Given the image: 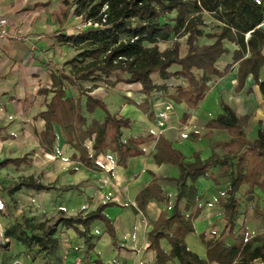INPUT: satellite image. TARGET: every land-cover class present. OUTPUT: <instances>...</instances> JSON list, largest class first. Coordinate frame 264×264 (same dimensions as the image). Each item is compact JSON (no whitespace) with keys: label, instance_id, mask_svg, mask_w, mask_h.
<instances>
[{"label":"crops","instance_id":"1","mask_svg":"<svg viewBox=\"0 0 264 264\" xmlns=\"http://www.w3.org/2000/svg\"><path fill=\"white\" fill-rule=\"evenodd\" d=\"M257 1L264 6V0ZM59 7L60 0H0V19H6L11 33L21 38L19 41L7 39L0 42V196L6 206V217H0V220L2 233L5 232L3 238L7 240L6 246H0V264H70L79 256L84 264H155L148 234L161 218H169L172 214L178 193L175 180L179 176L177 166L155 162L156 140L163 137L186 163H193L196 158L204 161L211 156L219 159L229 157L233 148L223 146L230 140L228 132L212 130L206 137L209 132L207 123L222 113V104L226 105L238 118L250 116L245 134L247 140H256L259 132L264 133V97L251 75L237 90L239 64H233L232 60L237 47L224 42L228 53L220 57L215 68L219 72H223L226 66L231 68L222 77L204 76L207 91L195 108L184 102L176 104L170 99L176 95V88H186L187 83L183 80L162 81L157 75H152L153 84L164 86V89L148 96L141 91L139 84L119 82L110 87L102 82L90 86L85 82L79 83L84 88L95 85L93 92L105 102L109 113L132 122L130 129L121 131L123 143L129 138H146L149 135L156 138L142 144L143 155L127 159L125 166L117 164V154L110 146L93 158L94 135L80 143L81 134L91 121L102 122L105 117L100 109L92 114L86 111L85 96L80 98V114L86 124L79 131L65 132L62 126L52 123L55 140L51 147H47L40 140V134L45 131V121L39 114L46 110L53 96V76L70 75L63 63L66 52L72 49L58 43L54 33L63 29L67 34L75 32H69L70 24L75 22H71L72 18L60 23L53 16ZM212 42L206 38L199 39L200 45ZM261 53L264 56V46ZM179 70V67L172 66L169 72ZM196 74L201 75V72ZM119 75L117 78L123 80L129 78L127 74ZM115 79L109 78L110 81ZM259 80H264V65L259 71ZM63 84L65 98L78 97L73 87L66 81ZM39 90H47L48 93L41 94ZM184 115L188 116L185 123ZM195 134L199 136L197 139L193 138ZM68 137L73 139V144L78 143L84 148L93 168H87L79 161V152L67 143ZM23 157H26V162L18 167L1 165L6 160ZM237 161L234 159L231 163L236 164ZM232 171V167L215 164L205 177H198L194 182L187 179L186 186L196 189L199 200L193 199L188 204L183 198L177 204L178 211L184 216H192L193 232L185 236V243L203 260H207L206 247L200 237L204 238L214 228L224 229V209L219 201L226 198ZM27 177L54 189L33 191L22 188L9 194L8 189L14 183ZM67 187L73 189L64 190ZM7 203L14 208L9 210ZM106 203L112 205L102 214L112 224L116 246L100 221L91 223L86 240L74 228L57 223L56 226L68 229V235L64 240L56 238L54 251L47 249L53 254L50 258H46L36 244L27 247L6 236L7 230L23 219L18 215L27 205L36 206L48 217L58 213L60 218L68 219L84 216ZM197 208L199 213L195 217ZM44 221L41 219L35 223ZM56 226L53 227L55 231ZM75 228L82 231L79 225ZM159 246L170 257L171 246L165 238L159 240ZM165 264L179 262L170 258Z\"/></svg>","mask_w":264,"mask_h":264},{"label":"trees","instance_id":"2","mask_svg":"<svg viewBox=\"0 0 264 264\" xmlns=\"http://www.w3.org/2000/svg\"><path fill=\"white\" fill-rule=\"evenodd\" d=\"M170 15L173 17L166 19ZM205 15L211 16L217 23L215 31L204 32L203 28L207 26ZM53 16L60 23L75 18V32L67 34L63 29L55 32L54 36L58 43L68 45L77 54L70 75L62 73L53 76V96L47 103L46 110L39 114L45 121V131L40 134V140L47 147H51L55 140L52 123L62 126L65 132L79 131L86 124L85 118L80 114V98L85 96L86 111L92 114L100 109L105 117L102 122L91 121L82 132L80 143L94 135L93 158L110 146L117 154V164L125 166L127 159L143 155L140 148L142 144L156 138L152 135L146 138H129L123 143L121 131L130 129L132 122L111 115L105 102L93 92L95 85L84 88L79 83L102 82L110 87L119 82L139 84L141 91L148 96L158 89H164V86L153 84L152 75H157L162 81L183 80L187 83L186 88H176V95L170 99L176 104L184 102L195 108L207 91L204 76L222 77L231 68L226 66L223 72L215 68L220 57L228 53L224 42L237 47L232 55L233 64H239L237 90L243 87L246 77L251 75L264 97V80H259V71L264 65L261 53L264 29L259 27L264 20V6L257 0H60L59 11ZM80 25L83 26L82 29L76 28ZM201 38L213 42L200 45ZM182 39H185L184 54H181ZM168 42L171 45L160 50L159 44ZM246 54L248 57H245ZM172 66H177L180 70L169 72ZM196 72H201V75ZM112 74H127L129 78L110 81ZM64 81L77 91V98H65ZM38 93L47 94L48 91L39 90ZM221 110V114L207 123L209 132L205 136L208 137L212 130H226L230 140L223 146L233 148L229 157L219 159L211 156L204 161L196 158L193 163H186L184 157L163 137L156 140L155 162L177 166L179 176L175 180L178 193L172 214L169 218H161L159 224L148 234L149 249L155 253V264H165L170 258L176 259L179 264H264V234L250 240L234 235V219L239 207L235 193L241 186H248L246 195H251L255 189L259 190L264 204V133L259 132L256 140H247L245 128L250 116L238 118L223 104ZM187 118V115L183 116V123ZM198 137L197 134L193 135L194 139ZM67 143L79 152V161L84 166L94 167L82 146L73 144V139L69 137ZM234 159H238L236 164L231 163ZM25 162L26 157H23L6 160L1 165L12 164L18 167ZM215 164L234 168L225 191L226 198L219 201L224 209L223 230L233 235L234 243L226 245L212 240L207 242L204 244L207 260H203L191 252L185 243V236L193 232L192 216H184L178 211L177 204L183 198L187 199L188 204L193 199L199 200L196 189L193 186L187 187L186 180L194 182L198 177H205L208 169ZM22 188L33 191L54 189L40 184L33 177H27L14 183L8 192L14 194ZM69 189L73 188H64ZM111 205L101 204L84 216L60 218L58 223L74 228L86 240L91 223L100 221L116 246L112 224L102 214ZM198 213L199 208L195 211V217ZM255 215L264 220V207L256 210ZM48 223L49 221L32 223L21 219L7 230L6 236L27 247L36 244L41 250L54 251L57 246V239L52 236L55 228L48 226ZM76 225L81 226L82 231L76 229ZM163 230L167 232L163 233ZM35 231L39 234H34ZM163 238L171 246L170 257L160 249L159 240Z\"/></svg>","mask_w":264,"mask_h":264},{"label":"rangeland","instance_id":"3","mask_svg":"<svg viewBox=\"0 0 264 264\" xmlns=\"http://www.w3.org/2000/svg\"><path fill=\"white\" fill-rule=\"evenodd\" d=\"M173 15H170L166 17V19H171ZM205 22L207 24L206 27H204V32L209 33L216 30V24L211 16L205 15ZM75 21V18L72 17L71 22ZM75 24L71 23L69 26V32H73L76 29L73 27ZM78 29H82L83 26L80 25L76 27ZM205 40H203L204 42ZM181 42V54L185 53V39L180 40ZM171 42L168 43H160L159 48L160 50L164 49L167 46H170ZM76 51L71 49L70 51H67L65 54V62L63 63V67L65 68V71L70 74L73 70V61L76 57ZM119 74L111 75V78H117L119 77ZM88 86H90L92 83L86 82ZM249 158V156H247ZM248 189L247 185L241 186L240 190L236 193V198L239 202V207L237 211V215L234 219L235 223V229H234V235L237 236H243L246 240H250L252 238L262 236L264 234V220L260 219L255 215L256 210L261 209L264 207L262 197L257 189L253 191L251 195H246L245 192ZM4 192V189L2 190ZM8 209H13L14 207L7 203ZM18 218L27 219L32 223L37 222L38 220H45L49 221L48 225L55 227L58 223V219L60 216L58 213H56L54 216H47L43 215V211H39L38 208L34 205H27L23 208V213L18 215ZM18 219V220H19ZM0 223L2 221L0 220ZM211 231H214V233H211ZM68 235V229L64 226H56V231L52 234L53 237L57 238L58 240L62 239L64 240ZM3 236H5V232H3ZM207 236H209L207 238ZM215 242H222L226 245H230L234 243L233 235L228 234L226 231L223 230L222 227L220 228H214L209 231V233L204 235V238L200 237V241L202 243L206 244L209 241ZM206 247V246H205ZM45 253L46 258H50L53 254L50 251L43 250Z\"/></svg>","mask_w":264,"mask_h":264},{"label":"built area","instance_id":"4","mask_svg":"<svg viewBox=\"0 0 264 264\" xmlns=\"http://www.w3.org/2000/svg\"><path fill=\"white\" fill-rule=\"evenodd\" d=\"M7 39H12L19 41L21 38L18 34H13L11 33L7 20L6 19H0V42L7 40ZM0 217H6V206L5 203L2 200V197L0 196ZM3 226L0 223V246H6L7 240L3 238ZM70 264H84V260L82 257H75L72 259Z\"/></svg>","mask_w":264,"mask_h":264},{"label":"water","instance_id":"5","mask_svg":"<svg viewBox=\"0 0 264 264\" xmlns=\"http://www.w3.org/2000/svg\"><path fill=\"white\" fill-rule=\"evenodd\" d=\"M259 27H260L261 29H264V25H263V24H261Z\"/></svg>","mask_w":264,"mask_h":264}]
</instances>
